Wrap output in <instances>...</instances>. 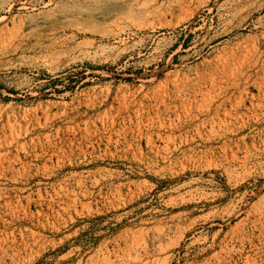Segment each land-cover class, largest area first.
<instances>
[{
    "label": "rangeland",
    "instance_id": "1",
    "mask_svg": "<svg viewBox=\"0 0 264 264\" xmlns=\"http://www.w3.org/2000/svg\"><path fill=\"white\" fill-rule=\"evenodd\" d=\"M26 263L264 264V0H0V264Z\"/></svg>",
    "mask_w": 264,
    "mask_h": 264
},
{
    "label": "bare ground",
    "instance_id": "2",
    "mask_svg": "<svg viewBox=\"0 0 264 264\" xmlns=\"http://www.w3.org/2000/svg\"><path fill=\"white\" fill-rule=\"evenodd\" d=\"M182 172V171H181ZM206 172V171H205ZM192 173V172H191ZM198 175V174H197ZM179 177V176H178ZM181 177V176H180ZM201 177V176H200ZM177 178V177H176ZM217 180V179H216ZM179 182V181H178ZM182 184V183H181ZM228 186V185H227ZM182 187V186H181ZM225 188V186H223ZM210 189V188H209ZM184 191V190H183ZM182 192V191H181ZM189 192V191H188ZM205 192V191H204ZM228 192V190H227ZM214 193V192H213ZM190 198L186 199L185 197H182L180 200V203L187 206L191 203V199L196 201H211L212 203H220L224 200L225 195H217V196H210L207 193H202L200 196H197L196 191H190L189 192ZM183 196V195H182ZM172 200V199H171ZM179 201V200H178ZM173 203V202H172ZM211 203V204H212ZM198 204V203H197ZM202 204V203H201ZM207 205V204H206ZM213 205V204H212ZM178 209V208H177ZM182 213V212H181ZM237 213V212H236ZM233 216V215H232ZM236 217V216H235ZM234 218V217H233ZM27 264V263H26ZM30 264V263H28Z\"/></svg>",
    "mask_w": 264,
    "mask_h": 264
}]
</instances>
